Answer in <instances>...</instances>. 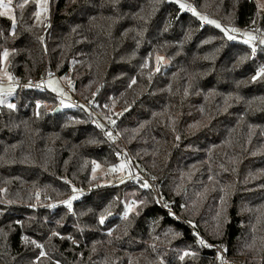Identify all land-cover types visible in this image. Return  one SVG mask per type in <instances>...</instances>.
Masks as SVG:
<instances>
[{"label": "trees", "instance_id": "1", "mask_svg": "<svg viewBox=\"0 0 264 264\" xmlns=\"http://www.w3.org/2000/svg\"><path fill=\"white\" fill-rule=\"evenodd\" d=\"M182 2L264 32L257 0ZM13 5L15 24L0 17L18 84L15 107L0 106V264H225L222 248L264 264V78L251 79L264 43L229 40L176 0H51L44 24L34 0ZM55 73L115 121L173 213L151 190L91 182L93 162L117 166L123 146L39 86Z\"/></svg>", "mask_w": 264, "mask_h": 264}, {"label": "built area", "instance_id": "2", "mask_svg": "<svg viewBox=\"0 0 264 264\" xmlns=\"http://www.w3.org/2000/svg\"><path fill=\"white\" fill-rule=\"evenodd\" d=\"M245 29L255 34L256 39L253 40L251 43L253 47H258L260 44H262L261 40L264 39V32L260 31L254 25L245 27ZM70 72L71 70H69L67 73L70 74ZM54 75L57 77H61V75L58 73H55ZM67 77L70 79L71 86L70 84L66 86V93L69 96H71V103L74 106H78V105L84 106L91 113V115L100 123V125H103V130L105 132L112 133L113 137L115 138L110 139V140L116 143H119L123 146V150L117 155V160H118V163L125 162L126 165L129 167V170L131 173L129 174L127 170H124L122 173L114 174L113 175L114 178L111 183L117 184V185L128 183L129 185L138 187L142 190H151L154 192V197L157 203L160 205V207L169 213H173L174 211H173V208L170 206L171 204L167 201L165 195L161 192L160 187L156 184L153 174L146 167L134 161L133 155L126 147L123 136L120 130L118 129L117 125L110 123V119H108L109 117L107 116V114L97 109L92 104V102L82 100L77 93L76 82L73 79H71L69 76ZM44 81H46V79ZM145 182L148 183L149 185L148 188L141 187V185ZM73 195L76 196V199L72 201V206L78 199L81 198L82 193L81 191L76 190L71 195H69L65 200H68ZM21 238L23 239L24 236H22ZM225 251H226V248H222V256L225 262H227L228 264H242L238 260H232L231 258H229L228 255L225 253Z\"/></svg>", "mask_w": 264, "mask_h": 264}, {"label": "snow or ice", "instance_id": "3", "mask_svg": "<svg viewBox=\"0 0 264 264\" xmlns=\"http://www.w3.org/2000/svg\"><path fill=\"white\" fill-rule=\"evenodd\" d=\"M12 2H13V0H0V17H8V18H10L12 20V23L15 24V16L12 14L13 13ZM27 3H28V0H24V4H27ZM176 3L179 5V8L182 11L185 8H187L195 16H198L202 21L203 20H207L206 16H202L199 12L196 11V9L194 7H192L189 4H186V3L182 2V0H176ZM35 4H36V9L37 10L34 13V15L37 18V20H39V18L41 16V13H47V11H48V0H35ZM19 6L21 8H23L24 5H19ZM207 22L210 23V24H215L217 28H220V24L217 23L214 20H207ZM232 31L236 32L238 30L233 28ZM225 35H227V38L229 40H233V39L236 38V37H234L232 35H228L227 32H225ZM244 35L247 37L244 40V43H246V44H251L252 41L256 39V37L251 35L250 33H244ZM261 43H264V39L261 40ZM253 51H255V50L253 49ZM8 55H9V52H8L7 49H4L3 52H0V62L6 60ZM161 60H163L162 57H157V61H161ZM0 71H2V69H0ZM3 74L8 79V81L10 83L7 86H5L3 83H0V104L4 103L5 97L8 96V95H11L14 92V90H15V85L12 82L14 80V78L9 73H7L6 71ZM258 78H264V66H261L260 68H258L256 70L255 75H253L251 77V79L253 81L257 80ZM134 82L135 81H133V83ZM47 83H48V86L51 87L53 91L59 92L61 95H64L63 90L59 89L58 87H56L54 81L49 80ZM69 84H70V82H69ZM29 86H31V85L30 84L26 85V87H29ZM70 86H71V84H70ZM61 103H63V101ZM39 106H40V104H39V102H37V107H39ZM8 107L9 108H14L15 105L8 104ZM108 119H110V118H108ZM110 123L115 124V121L110 119ZM97 126L103 128V125H99L98 124ZM105 134L109 137V139H114L115 138V137H113L111 132H106ZM93 164H94L93 172H95L96 168H98L99 165L95 164V162H93ZM126 166L127 165L125 163H121V164H119L117 166H113L110 170L111 171H123L126 168ZM141 187L148 188L149 185H148L147 182H145V183H143L141 185ZM75 191L76 190L74 189V192ZM74 199H76L75 195L70 197L68 200L62 201L61 203L66 204L68 206V208H69V211H71V209H72V201ZM134 204H135V202H131V203L126 205V211L124 213L125 216H127V214L132 211ZM51 206L52 205H49V207H51ZM104 220H105V216L104 215H100L99 216V223L103 224ZM53 235H58V233L54 232ZM25 239H27V238H25ZM69 239H71V237H69ZM197 242L199 244H201V245H205V241L203 239L198 238ZM32 243L35 244L37 248H40V249L43 248V246L40 245V244H37L36 241H32ZM207 246L208 247H213V245H207ZM192 254L193 253L185 250L183 255L180 256V259L183 260L185 256L192 255ZM44 255H45L44 251L41 250L40 256H44ZM217 258L218 259H222V257L220 256L219 253L217 254ZM37 259H39V258L37 257ZM161 264H163V261H161ZM225 264H227V262H225Z\"/></svg>", "mask_w": 264, "mask_h": 264}, {"label": "rangeland", "instance_id": "4", "mask_svg": "<svg viewBox=\"0 0 264 264\" xmlns=\"http://www.w3.org/2000/svg\"><path fill=\"white\" fill-rule=\"evenodd\" d=\"M257 3H258V5L260 7H264V0H257ZM50 8H51V0H48V11H47V13H41V16H40L39 20H37V22L39 24H44V23H47L48 22V19L50 17ZM12 9H13V13L12 14L14 15V5H13V2H12ZM200 14L202 16H205L202 13H200ZM207 20H214V21H216L217 23L220 24V29H222L224 31V33L227 32L228 35H232V36L236 37L235 39H237V40L244 41L247 38L244 35V33H250L251 35L255 36L254 33L246 30L245 28H244L245 30H243L242 28H238V27H234V26H227L226 27L223 24H221L218 20L213 19V18H209V17H207ZM207 20H203V21L204 22H207ZM211 25H213V26L216 27L215 24H211ZM249 26H247V27H249ZM233 28L234 29H237L238 31L233 32L232 31ZM8 52L10 54V51L9 50H8ZM8 64H9V55H8V57H7L6 60L2 61V67H1L2 71H0V83H3L5 86H7L10 82L4 76L3 73L6 71L7 73H9L12 76V74L9 72ZM49 80L54 81L55 82V86L58 87L59 89H62L64 95H61L59 92L53 91L52 88L48 86V83L47 82ZM12 82L15 85V90H14V92L11 95H8V96L5 97L4 103L0 104V106L1 105H7L8 106V104H12V98L14 97V95L16 94V92L18 90V84L16 83V81L13 80ZM69 82H70V79L67 76H65V75L64 76L61 75V77H57V76L53 75V76L48 77L46 79V81L40 83L39 86H45L47 89H49L51 92H53L61 100V102L63 101V103H61L63 107H65V108H71V107H74V105L71 103V96H69L66 93V86L69 84ZM121 163H125V162H119L117 165H119ZM95 164L99 165V167L96 168V171L95 172H93V170H92V177H93V179L91 180V182L94 183L95 186H96V184H106V183L112 184L111 182L113 181V178H114L113 175L114 174L122 173L124 170H127L129 172V174L131 173L128 166H126V168L123 171H111L110 169L113 166H105V165L100 164V163H95ZM76 190H78V189H76ZM38 193H39V191H37V194ZM35 202H36L35 204L37 205L38 202L37 201H35ZM49 202L51 203V201H49ZM39 203H41V202H39Z\"/></svg>", "mask_w": 264, "mask_h": 264}, {"label": "water", "instance_id": "5", "mask_svg": "<svg viewBox=\"0 0 264 264\" xmlns=\"http://www.w3.org/2000/svg\"><path fill=\"white\" fill-rule=\"evenodd\" d=\"M61 111V108L60 107H57L55 110H54V113H58Z\"/></svg>", "mask_w": 264, "mask_h": 264}]
</instances>
